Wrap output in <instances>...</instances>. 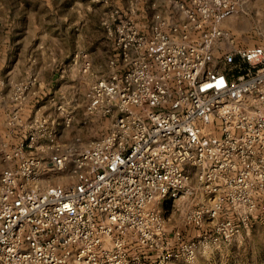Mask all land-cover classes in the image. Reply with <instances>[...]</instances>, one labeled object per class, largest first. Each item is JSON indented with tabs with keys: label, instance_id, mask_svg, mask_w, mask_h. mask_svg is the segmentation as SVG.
Segmentation results:
<instances>
[{
	"label": "built area",
	"instance_id": "1",
	"mask_svg": "<svg viewBox=\"0 0 264 264\" xmlns=\"http://www.w3.org/2000/svg\"><path fill=\"white\" fill-rule=\"evenodd\" d=\"M169 3L182 18L147 32L119 14L103 22L118 59L86 89L84 108L109 121L106 133L63 144L42 128L45 153L25 152L32 133L6 153L0 264H122L127 239L151 245L163 227L155 202L199 189L198 223L222 211L221 189L262 186L264 43L241 45L222 26L237 0ZM44 173L57 182L42 183Z\"/></svg>",
	"mask_w": 264,
	"mask_h": 264
},
{
	"label": "rangeland",
	"instance_id": "2",
	"mask_svg": "<svg viewBox=\"0 0 264 264\" xmlns=\"http://www.w3.org/2000/svg\"><path fill=\"white\" fill-rule=\"evenodd\" d=\"M237 2L238 11L222 26L241 45L264 43V0ZM112 13L145 32L159 18H182L169 0H0V172L10 165L6 153L29 133L36 139L25 147L27 155L45 153L49 135L42 136V128L46 133L55 128L54 139L63 144L107 132L108 120L85 113L84 93L118 59L103 26ZM20 87H27L23 99L15 100ZM35 118L45 120L42 127L32 125ZM54 176L44 173L42 183L50 178L56 183ZM220 191L222 211L215 217L202 214L198 223L195 212L206 207L199 189L162 208L155 202L163 227L153 233L151 245L127 239L122 264H264V182Z\"/></svg>",
	"mask_w": 264,
	"mask_h": 264
}]
</instances>
